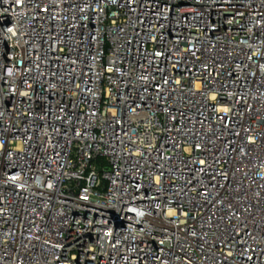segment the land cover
<instances>
[{
  "label": "built area",
  "instance_id": "obj_1",
  "mask_svg": "<svg viewBox=\"0 0 264 264\" xmlns=\"http://www.w3.org/2000/svg\"><path fill=\"white\" fill-rule=\"evenodd\" d=\"M0 264H264V0H0Z\"/></svg>",
  "mask_w": 264,
  "mask_h": 264
},
{
  "label": "rangeland",
  "instance_id": "obj_2",
  "mask_svg": "<svg viewBox=\"0 0 264 264\" xmlns=\"http://www.w3.org/2000/svg\"><path fill=\"white\" fill-rule=\"evenodd\" d=\"M98 163H99V164L103 163V160H99Z\"/></svg>",
  "mask_w": 264,
  "mask_h": 264
},
{
  "label": "water",
  "instance_id": "obj_3",
  "mask_svg": "<svg viewBox=\"0 0 264 264\" xmlns=\"http://www.w3.org/2000/svg\"><path fill=\"white\" fill-rule=\"evenodd\" d=\"M97 171H100V169H97Z\"/></svg>",
  "mask_w": 264,
  "mask_h": 264
}]
</instances>
